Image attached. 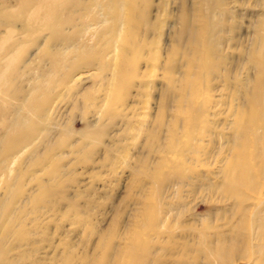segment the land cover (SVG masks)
Wrapping results in <instances>:
<instances>
[{
    "label": "rangeland",
    "instance_id": "rangeland-1",
    "mask_svg": "<svg viewBox=\"0 0 264 264\" xmlns=\"http://www.w3.org/2000/svg\"><path fill=\"white\" fill-rule=\"evenodd\" d=\"M85 3L70 17L60 2L56 28L93 47L55 52L53 71L50 31L26 25L22 0H0V36L17 29L0 107L39 82L31 107L47 92L68 113L33 107L0 133V264H264V106L249 102L264 0Z\"/></svg>",
    "mask_w": 264,
    "mask_h": 264
},
{
    "label": "bare ground",
    "instance_id": "bare-ground-1",
    "mask_svg": "<svg viewBox=\"0 0 264 264\" xmlns=\"http://www.w3.org/2000/svg\"><path fill=\"white\" fill-rule=\"evenodd\" d=\"M62 1H67L70 4L71 7L68 8L69 11L66 10V14H70L69 15L70 17L72 16V14H76V13H77V15H79L80 14L79 11L85 10L87 7L85 0H22L24 6L29 8V12L26 14L27 15L26 25H28V26L35 25L37 20H38L37 23H39V25L43 24V27H44V28H41V30L50 31L49 33L52 37H50V40L48 42V47H50L51 50H53L54 52H50L49 50H47L44 53H46L47 57H50L49 59H50L51 65H53V71H56L59 68L58 67L59 63L57 62V60L55 58L57 56V53H55V52H58L59 50L63 51L62 53L64 56L65 52L67 53V51H79V50L84 51V50L90 48V46H92V45H90V42H92V40L89 37H86V38H84L83 36L80 37L78 34H75V33L68 35V36L66 35L64 37L62 31L60 30L61 28H56L57 22L60 21L59 17L61 16V14H64V13H60L61 8L59 6V3ZM125 1H127V0H125ZM120 5H122V4H120ZM122 7H124V5H122ZM83 19L84 18H82L81 16L79 17V20L81 22H83L82 21ZM95 19H97V18H95ZM70 21H72V18L67 19L66 22L70 23ZM60 22L65 24L64 19H62V21H60ZM95 24H97V23H95ZM97 27H96V29H97ZM34 29H36V28H21L19 30H22L25 33V32H30L32 30L34 31ZM5 30H6V34L0 36V95H3L4 97H5L4 90L7 88V85H9V87H11V82L8 81V75L11 77L12 73H14L13 64L16 60V56L13 54L12 49H14V48H10V43H11L10 41H11L13 35L16 33L17 29L16 28H6ZM92 32H95V31H92ZM21 34H22V32H21ZM92 35L93 34H91L90 36H92ZM96 37H97V35H96ZM96 37H94V38H96ZM15 39L16 38L14 37V40ZM67 44L70 45L68 48H66ZM60 53L61 52H59V54ZM41 56H43V55H41ZM115 57H114L113 50H108L100 58V63H99L100 67L102 69L106 68L107 63L113 62ZM253 59L256 62V65L258 68V73H257L256 78L253 80L252 87L250 88L251 93L249 92V94H250L249 102H250V105H252V106H256L255 104L259 105L260 102H263V104H260V106H264V63L261 60V56H260L259 51L253 53ZM60 62H63V61L60 60ZM92 71L93 70H85V71L77 73L76 75H74L72 77V79L69 80L70 82L61 83L62 89H71L74 86H76L77 84L84 82L88 78V76L95 74V71L94 72H92ZM115 73H116V71H115ZM108 84H110V83H108ZM38 85H40L39 82L37 84L35 83L32 87V90L30 91V93L27 94V96L26 95L21 96L22 91H20L19 89L18 90L16 89L13 92V95H14L13 98H16V100H18L17 106H11V107L9 106L7 108H4L2 106L0 107V122H1L0 133L3 135L4 138L10 139L13 136V134L17 133L20 130V128L22 127L21 125L23 124V122L26 118L27 111H29L30 109H33V107L36 108L35 110H37V114L42 115L44 117V119L47 121H50V119L53 120L55 118L63 119L64 117L66 118V116L68 115L67 112H65V114L61 115L62 111L64 110L65 104H64V101L59 98L60 95L56 96L54 99L50 100L51 96L47 92L42 94L41 98L39 99V101L37 103L33 102L34 105L32 103V107H31L30 101L33 100L32 98L35 95V93H39V90L41 89V86H38ZM25 96H26V99L24 100ZM19 110L21 111V113L19 115H16L17 114L16 112ZM251 110H253V109H251ZM240 117H241V115H240ZM44 123H47L50 125V122H44ZM243 123H241V124H243ZM255 128H257V127H255ZM262 129H264V122L262 123ZM34 131H36V130L35 129L29 130L28 133L25 135L26 139L31 137L33 135ZM248 137H250V136H248ZM40 143H41V139L39 138L37 145H39ZM254 144L257 146H260L262 148V153L264 154V132L260 136L255 138ZM247 147H249V146H247ZM238 165H237V167H238ZM233 168H235V167H233ZM246 168H248V166H246ZM235 176L236 175H233L232 177L235 178ZM263 233H264V227H263Z\"/></svg>",
    "mask_w": 264,
    "mask_h": 264
}]
</instances>
